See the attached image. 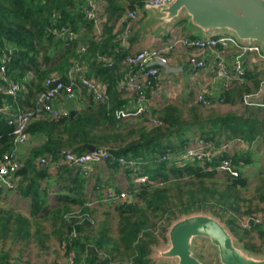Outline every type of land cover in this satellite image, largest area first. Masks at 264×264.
Segmentation results:
<instances>
[{
  "label": "trees",
  "instance_id": "16d2710c",
  "mask_svg": "<svg viewBox=\"0 0 264 264\" xmlns=\"http://www.w3.org/2000/svg\"><path fill=\"white\" fill-rule=\"evenodd\" d=\"M144 1L134 0L127 7L122 0H101L107 20L105 38L99 40L93 37L92 23L82 12L80 0H0V58L2 52H7L6 75L22 86L16 99L0 93V107L31 108L43 89L45 78L52 72H63L78 56L81 45L86 46L82 60L87 76L105 82L108 93L107 101L100 103L88 95V103L79 110L73 109V116L40 119L27 127L28 136L41 137L16 173L18 192L30 199V216L3 209L1 204V240L18 245L34 244L46 250L51 247L50 240L55 238L69 260L72 256L73 264H170L157 263L150 256L157 222L163 220L161 229L165 234L181 217L206 213L223 222L237 244L251 252L240 244L234 224L241 209L237 203L245 201L240 190L246 187V179L241 178V174L238 178L222 176L224 180L217 184L214 179L219 178L215 171L191 163L176 167L161 157L169 151L182 150L191 139L201 138L215 144L239 139L247 145L264 141L262 107H249L242 115L235 111L204 114L206 112L198 104H166L151 111L158 125L150 126L139 122L138 118L131 124L127 119L115 117V111L125 107L124 102H119L117 92L118 81L122 78L117 64L128 52L116 51L112 33L116 31L119 19L129 10L136 9L135 4L142 7ZM186 22L187 19L182 17L176 23ZM48 27L70 29L77 37L70 40L57 38L48 33ZM104 54L115 55L112 67L98 61V56ZM245 81L246 78L242 84L223 91L224 103L242 104L245 95L253 94L260 87L255 83L249 88ZM149 89H146L147 97ZM186 109L188 116L184 115ZM12 131L5 116H0V156L12 147ZM87 145L95 149L106 148L114 159L94 165L89 176L83 175L76 166L61 163L64 160L62 152L84 154ZM39 157H45L47 164L38 165ZM119 157L133 158L139 164L135 170L121 167L116 160ZM232 161L241 171L240 162L250 163V153L235 151ZM118 174L126 179L129 198L110 200L117 218V236L113 237L110 221L105 219V223H98L87 205L94 195L101 201L109 190L119 192L115 177ZM138 176H146L153 184L134 182ZM205 180H212V185L205 186ZM54 186L58 192L49 196V189ZM256 197L264 202V174ZM75 206L80 208L81 214L67 218L66 213ZM225 215L228 216L226 222L223 220ZM249 227L260 230L257 224ZM259 232L264 236V230ZM14 260L17 261H10V255L0 252V264H21L20 259Z\"/></svg>",
  "mask_w": 264,
  "mask_h": 264
},
{
  "label": "built area",
  "instance_id": "2783aa9c",
  "mask_svg": "<svg viewBox=\"0 0 264 264\" xmlns=\"http://www.w3.org/2000/svg\"><path fill=\"white\" fill-rule=\"evenodd\" d=\"M172 0H145L143 7L146 10H157ZM81 10L86 19L92 23L93 37L101 39L104 35V23L107 16L101 0H83ZM138 18V10H129L119 19L122 25V31L119 36V48H128V38L131 33V26ZM48 33L62 39H73L77 34L70 29L59 30L48 27ZM182 47L202 53L206 50H217L221 48L222 52L230 48H236L242 53H253L255 58L264 62V50L254 43L239 42L233 36H204L188 37L172 34L169 40L156 48L142 49L128 52L122 63L128 69L127 72L118 81L119 90H125L132 96L133 101L124 108L115 111L117 119L140 118L149 115V121L153 125H158V121L150 113L149 100L146 95V89L152 88L159 82L161 70L167 65V54L174 49ZM86 51V46L81 45L78 49V56L73 59L69 66L63 72H52L43 83V89L37 95L33 106L28 109L4 105L0 107V116H5L7 123L13 128L12 147L9 151L0 156V190L3 187L15 189L19 178L16 176L21 167V160L17 154L16 148L23 145L28 140L27 127L34 121L40 119L58 120L68 117L71 109L67 106H60L61 101L71 102L75 100L83 91L92 97L96 103L105 102L108 99L107 85L94 78L87 76V68L82 60V55ZM9 60L7 52H2L0 58V93L12 96L16 99L18 92L22 89L21 84L10 80L6 75V64ZM98 61L105 66L112 67L114 64V55H99ZM187 63L193 70H199L209 67L208 63L199 57L198 54H192L188 57ZM212 77L215 81L221 82V88L226 91L230 88L232 82L242 84L246 78V71L240 56H236L227 66L223 57H218L217 62L210 65ZM253 96L245 95L244 103L249 107H262L264 102L252 100ZM224 102L223 96H207L204 91H199L195 95V103L204 108H210L220 105ZM244 144L239 139H232L215 144L205 139H195L192 143L186 145L180 151H169L161 157V160L169 161L176 167H183L187 164H197L205 167L207 171H215L222 176L238 178L240 176L239 168L233 163L232 157L237 145ZM108 159H114L106 148L95 149L93 152L84 154L67 153L62 162L69 163L80 169L83 175L89 176L94 165L104 164ZM121 167L133 168L138 166V161L133 158L119 157L116 159ZM37 164L42 166L47 164L45 157H39ZM150 182L146 176L134 178L136 183ZM2 195L0 194V205ZM109 200L123 201L129 198L128 192L109 190L106 194ZM72 260V256L70 258Z\"/></svg>",
  "mask_w": 264,
  "mask_h": 264
},
{
  "label": "crops",
  "instance_id": "0c3cea01",
  "mask_svg": "<svg viewBox=\"0 0 264 264\" xmlns=\"http://www.w3.org/2000/svg\"><path fill=\"white\" fill-rule=\"evenodd\" d=\"M133 1L134 0H122V4L128 7V5H130V3ZM80 2L82 4L83 0H80ZM134 6H135L134 8L138 10V18L136 21L132 23L131 33L128 38V48L121 50H127V52H131L142 49L156 48L160 45L165 44L169 40L172 34H177L179 36H188V37L202 36L199 35L196 30L191 28L187 22L182 25L174 23L167 30H161L159 28L160 25L159 23L150 22V11L146 10L143 6L142 7L137 6V4H135ZM104 29H105V23H104ZM121 31H122V25L120 24V21H118L116 24V31L112 33V35H114L113 42L116 51L120 49L118 40ZM213 35L233 36L231 35V33L223 32V31L214 33ZM192 54H198L200 58L204 59L208 63L209 67L199 70H193L192 67L187 63L188 57L191 56ZM166 56L168 58V63L161 70L159 82L155 84L152 88H150L147 93L149 105H150V113L151 111L153 112L154 110H157L166 104H178V105H182V104L191 105L192 103L196 104L195 95L199 91H204L207 96H212L214 98L222 96L224 92L221 88V82L215 81L213 79L210 68V65L217 62L219 56L224 58L227 66H230L231 62L236 56H240V60L242 61L243 67L246 71V81H245L246 85L249 88H253L255 83H259L260 86L256 92H253V94L251 93L249 95L253 97H257L260 96L261 93L264 91V62L257 60L253 55V53L250 52L242 53L238 51L236 48H230L222 52L220 47H218L217 50L209 49L202 53H199L188 48L178 47L174 49L171 53L167 54ZM117 66H118V70H117L118 74L121 76H123L128 70L124 66L122 61L119 62ZM247 76L249 77L247 78ZM236 85H238L236 82H232L228 90H230L232 87ZM117 92L120 96L119 102L120 101L124 102L125 104L124 106L129 105L133 101L132 96L129 92H126L125 90H119L118 87H117ZM87 98H88V94L85 91H83L82 94L79 95L75 100H71V102H67V103L61 101L59 105L67 106L71 110L73 109L79 110L88 103ZM257 102H264V95H262V98ZM237 104H241V103H237ZM241 113L243 112L241 111L240 114ZM127 120L130 121L131 124L137 122L136 121L137 118L134 119L129 118ZM40 139L41 137H39L38 135L36 136L30 135L25 144L20 145L16 148L17 154L21 162L26 160V158L29 156L31 149L39 144ZM235 151H237V149ZM115 177L118 179L117 185L120 186V184L123 181L121 178L122 174L115 175ZM57 190L58 188L56 186L51 187L48 192L49 196H51ZM0 194L2 195L1 201H2L3 209H7L11 211L13 210L17 214H20L22 216H26V217L30 216V210H31L30 199L22 197L21 194L18 192V182L15 189H12L10 191L9 189L3 187L2 190H0ZM93 197H94L93 203H89L87 205L90 208L92 205L98 203V200L95 198V195ZM94 201L96 203H94ZM101 201H109V199H107L104 196V199ZM52 204H54V202H52ZM92 211L94 212V214L100 212V211L95 212L93 209ZM76 212H78V214H81L80 208L75 206L74 208H72L70 212L66 213V217L70 218L71 216L77 214ZM88 216L90 218L92 217L91 215ZM96 218L97 216H94V219ZM57 245H59L57 242L52 241L50 245L51 246L50 249L57 248L58 251L59 250L61 251L60 247ZM48 253L51 252L45 251V254ZM14 259L15 258H10V261L13 262ZM51 259L52 260L54 259L53 256L51 257ZM20 263L25 264V260H22Z\"/></svg>",
  "mask_w": 264,
  "mask_h": 264
},
{
  "label": "water",
  "instance_id": "95a60500",
  "mask_svg": "<svg viewBox=\"0 0 264 264\" xmlns=\"http://www.w3.org/2000/svg\"><path fill=\"white\" fill-rule=\"evenodd\" d=\"M150 11V22L159 23L167 30L182 17L200 37L228 32L239 42L254 43L264 50V0H172L168 5ZM264 95L253 97L259 101ZM249 109L244 105L242 114ZM70 115H74L71 111ZM88 152L95 150L87 145ZM66 151L62 152L65 156ZM169 246L159 252L163 260L175 259L177 264H204L195 255V240L207 241L216 249L220 264H264V255L255 257L242 249L226 226L216 217L206 213L185 215L167 229Z\"/></svg>",
  "mask_w": 264,
  "mask_h": 264
},
{
  "label": "rangeland",
  "instance_id": "374dc122",
  "mask_svg": "<svg viewBox=\"0 0 264 264\" xmlns=\"http://www.w3.org/2000/svg\"><path fill=\"white\" fill-rule=\"evenodd\" d=\"M242 104H237L236 106H233V105H227L226 103L223 102L220 105H215L210 108H204V107H201L200 105L199 106L201 107L200 109L203 112H206L204 114H209V111H216L213 114L227 113V112H232V111H235L240 114L241 111L242 112L244 111L243 109V106L245 105L244 100L242 101ZM191 105H194V104L192 103ZM185 107H188V106H185ZM250 108L254 109L255 107H250ZM260 112H261L260 116L261 117L264 116V110ZM184 115L188 116L187 109L184 111ZM138 119L140 120L139 122L144 123L146 126L152 125L151 122H149L148 114ZM191 135H192L191 133H188V136L191 137ZM192 140L193 139L190 140V143H192ZM246 151L250 153V160H251L250 163L245 164L244 161L240 162L241 178H244L247 181L246 187L240 190V196L245 201L237 203V205L240 206L241 209L239 211L240 214L238 213L239 215L238 214L236 215L234 224L236 225L235 228L239 232L238 236L240 238V244L244 246L245 248L250 249L251 252L250 251L248 252L251 255L255 257H262L264 255V252H263L264 251V236H261L259 231L264 230V202H260L257 199L256 190L264 174V141L258 140L252 143L251 145H247V144L237 145L236 152L241 154V152L245 153ZM216 177L219 178L216 180L214 179V182L217 184H219L222 180H224L223 179L224 176L222 177V175L220 174L216 175ZM121 178L123 181L120 184V186H118L119 191L127 192L126 191L127 190L126 189L127 187L126 179L124 176H122ZM217 184H213V185H217ZM204 185L205 186L212 185V180H205ZM9 190L11 191L12 189H9ZM93 200H94V197H92V201H90V203H93ZM95 201L94 203H96ZM112 204L113 203L110 200L109 201H99L98 200V203L92 205L91 208L95 212L100 211L99 213L94 214V216H97L96 219L98 223L100 222L105 223V219L107 221H110V223L112 224L110 235L113 237H116L117 236V233H116L117 218H116V213L112 212L113 211ZM76 213L77 214L75 215H80L78 214V212ZM107 214L109 215L107 216ZM79 217L80 216H78V218ZM227 218L228 216L225 215L223 220L226 222ZM162 222L163 220L162 221L159 220L157 222L158 224L157 228L154 229L153 237L155 239V244L153 246L150 256L157 263L166 262L170 264H177V260L175 259L163 260L159 258V252L167 249L169 246L168 240L166 239V232L165 234H163V231L161 229ZM164 224L166 225V223ZM250 224H252L253 226L255 224L260 225V230L251 229L249 227ZM46 226L49 228L48 223H46ZM50 241L51 243L52 241L58 243V241L55 238H52ZM194 244H195L194 252L198 260H200L204 264H220L216 249L213 248L212 246H209L210 244L207 241L196 239ZM45 251L47 252L49 251L51 253L45 254ZM59 251L57 250V248L43 250L34 244L25 245L23 243L22 245H18V244H13V241L5 242L4 240L0 239V252L1 253L10 255V258H15V259L18 258L20 259L18 260L20 262L22 260H25L27 264H56V263L73 264V260H69V256L67 257L63 250H61L60 252ZM52 256L54 258L53 260L51 259ZM16 261L17 260H14V262Z\"/></svg>",
  "mask_w": 264,
  "mask_h": 264
}]
</instances>
